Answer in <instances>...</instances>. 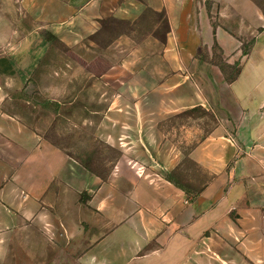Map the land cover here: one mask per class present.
Masks as SVG:
<instances>
[{
  "label": "crops",
  "instance_id": "1",
  "mask_svg": "<svg viewBox=\"0 0 264 264\" xmlns=\"http://www.w3.org/2000/svg\"><path fill=\"white\" fill-rule=\"evenodd\" d=\"M147 13L155 18L136 39ZM114 20L121 24L101 44ZM44 33L86 65L95 58L107 65L100 86L116 96L96 99L106 108L85 116L98 117V137L121 151L104 177L20 109L35 105L26 93L45 62ZM243 42L252 43L246 54ZM215 44L227 63L242 66L233 82L201 57ZM195 107L215 126L191 156L217 176L192 199L167 174L182 154L170 136L190 134L169 120ZM240 155L237 167L255 181L249 200L264 209V0H0V264H9L19 234L28 264H189L231 204L219 190ZM246 222V256L264 264V223L253 210Z\"/></svg>",
  "mask_w": 264,
  "mask_h": 264
},
{
  "label": "rangeland",
  "instance_id": "2",
  "mask_svg": "<svg viewBox=\"0 0 264 264\" xmlns=\"http://www.w3.org/2000/svg\"><path fill=\"white\" fill-rule=\"evenodd\" d=\"M154 18V14L147 13V18L135 30L136 39L143 38L149 32L150 23ZM115 29V26L110 25L103 30L98 35L100 43L106 44L111 40ZM46 40L49 45L47 55L43 58L45 62L43 61V65L35 71L26 93L35 105L21 106L20 109L26 115L40 117L45 127V136L64 148L82 166L86 165L97 173L107 175L113 170L121 151L117 146L98 137V117L94 116L93 122H87L85 119L89 110L106 108L107 105L96 99L103 95L104 98L116 96V89L102 91L100 86L101 74L107 65L102 58H95L86 65L81 59L71 55L67 45L52 42L50 38ZM88 99H94V102L87 107ZM171 126H182L184 130L188 127L190 134L188 141L185 138L172 139L170 136L172 142L180 146L182 154L178 163L172 168L169 167L167 176L172 175L174 181L187 186V197L194 199L217 176L215 171L203 169L191 156V150L198 140H203V136L212 132L215 120L210 112H202L195 107L173 116L169 120V128ZM240 157L241 155L235 156L230 161L224 171L227 175L226 182L220 185L219 190V196L223 199L231 194V204L222 211L221 219L203 232L198 243L204 246V252L198 258L191 257L189 264H251L245 252L246 235L242 232L252 210L258 213V220L263 225L264 209L254 208L249 200V192L255 181L248 171L237 167L236 162ZM211 204L212 202L207 203L206 206ZM214 227H221L222 233L215 234ZM18 240L19 242L15 241V246L9 249L8 262L28 264L27 254L21 248L20 234ZM215 245L218 250H214ZM49 253L53 254V251L50 250Z\"/></svg>",
  "mask_w": 264,
  "mask_h": 264
},
{
  "label": "trees",
  "instance_id": "3",
  "mask_svg": "<svg viewBox=\"0 0 264 264\" xmlns=\"http://www.w3.org/2000/svg\"><path fill=\"white\" fill-rule=\"evenodd\" d=\"M111 22L112 21H110L109 23H111ZM114 22L115 23H113V24L111 23V24H108L106 26L108 27L110 25H113V26L117 27V24L118 25L121 24L120 21H117V20H114ZM106 26H105V28H106ZM44 36L47 39L49 38V35L47 33H44ZM251 44L252 43H250V42L249 43H246V42L242 43V51H243V53L246 54L250 50ZM212 53L213 54H212L211 57L209 55L205 54V53H203L201 55V57H203V58H205V59L217 64L220 67V69H221V71H222V73H223V75H224V77H225L227 82H233L235 79H237V77L239 76V74L241 72V68H242L240 63L239 62L234 63V64L227 63V61L222 56V52H221L220 48L216 44L213 47V52ZM85 168H87L89 171H91V172H93L95 174H98V175H100L102 177L106 176L105 174H100V173L95 172L94 170H92L90 167H88L86 165H85ZM167 178L169 179V181H171L173 184H175V186H177L178 188L182 189L185 193L189 194V190H188L187 186L174 181L172 179V175H168Z\"/></svg>",
  "mask_w": 264,
  "mask_h": 264
}]
</instances>
